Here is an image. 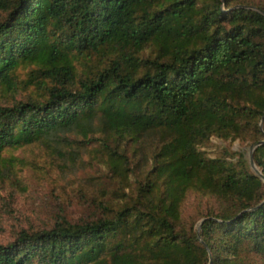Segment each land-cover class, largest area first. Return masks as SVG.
Wrapping results in <instances>:
<instances>
[{
  "label": "trees",
  "instance_id": "trees-1",
  "mask_svg": "<svg viewBox=\"0 0 264 264\" xmlns=\"http://www.w3.org/2000/svg\"><path fill=\"white\" fill-rule=\"evenodd\" d=\"M21 84L36 96L0 103V163L75 133L132 192L19 232L0 264H264V0H0V91ZM248 133L262 176L201 151ZM191 194L213 202L198 229Z\"/></svg>",
  "mask_w": 264,
  "mask_h": 264
},
{
  "label": "rangeland",
  "instance_id": "rangeland-1",
  "mask_svg": "<svg viewBox=\"0 0 264 264\" xmlns=\"http://www.w3.org/2000/svg\"><path fill=\"white\" fill-rule=\"evenodd\" d=\"M26 74L20 70L19 80L24 81ZM30 95L36 96L35 90L21 84L15 93L0 91V103L12 104ZM76 135L66 134L67 142L42 140L4 153L0 163L1 244L13 241L23 230L50 229L63 220L71 224L95 222L109 213L106 208H117L123 194L132 192L127 189L125 193L122 185L109 177L98 147L79 146ZM252 148L248 133L237 139L213 137L201 151L209 158L241 153L251 162ZM149 151L148 147L145 153L149 155ZM145 167L142 160L137 172ZM211 206L208 197L191 194L184 219L192 220L198 229L201 215Z\"/></svg>",
  "mask_w": 264,
  "mask_h": 264
},
{
  "label": "water",
  "instance_id": "water-1",
  "mask_svg": "<svg viewBox=\"0 0 264 264\" xmlns=\"http://www.w3.org/2000/svg\"><path fill=\"white\" fill-rule=\"evenodd\" d=\"M253 149L254 148H252V152H253ZM251 166H252V168L254 169V171L257 173V174H259V176H262V174L256 169V167L254 166V163H253V160H252V156H251Z\"/></svg>",
  "mask_w": 264,
  "mask_h": 264
}]
</instances>
